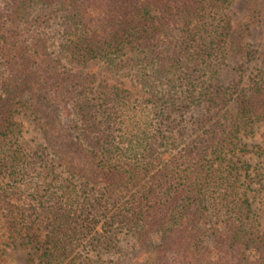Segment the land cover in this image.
Wrapping results in <instances>:
<instances>
[{
  "label": "trees",
  "instance_id": "1",
  "mask_svg": "<svg viewBox=\"0 0 264 264\" xmlns=\"http://www.w3.org/2000/svg\"><path fill=\"white\" fill-rule=\"evenodd\" d=\"M261 1L235 24L233 0H0V251L99 264L122 232L134 264H264V167L239 156L264 68L223 75Z\"/></svg>",
  "mask_w": 264,
  "mask_h": 264
},
{
  "label": "rangeland",
  "instance_id": "2",
  "mask_svg": "<svg viewBox=\"0 0 264 264\" xmlns=\"http://www.w3.org/2000/svg\"><path fill=\"white\" fill-rule=\"evenodd\" d=\"M248 0H233L226 12L231 17L232 21L237 24L240 22L246 13ZM245 45L248 51L253 53L252 58L236 57L228 60V65L224 67L223 75L227 84L233 86L235 82L243 77L245 86L249 85L250 77L260 67L264 68V0L261 1V14L257 21L253 24L251 34L246 37ZM67 65H70L63 59ZM242 68L244 71H239ZM188 117L190 113H187ZM16 119L23 124V140L28 152L33 151L42 142L41 132L36 129L33 117L29 112L22 111L16 115ZM241 142L245 144L251 151L245 154L239 153L242 160H246L253 166L264 167V157L257 154L264 148V122L257 123L252 130L242 132L240 134ZM253 175V174H252ZM25 206H28L25 203ZM121 240L118 243V250L105 252L99 257V264H134L135 253L137 252L134 238L127 233H120ZM35 248L27 244V240L17 238L11 246L5 247L0 251V264H43L37 259L34 263L30 262V258L34 255ZM93 249L89 243L82 242L76 248L75 252L83 259V257L91 256L93 259L98 257L92 256Z\"/></svg>",
  "mask_w": 264,
  "mask_h": 264
}]
</instances>
